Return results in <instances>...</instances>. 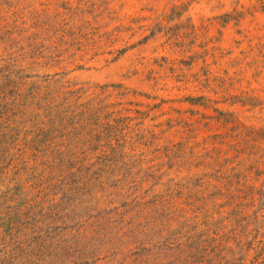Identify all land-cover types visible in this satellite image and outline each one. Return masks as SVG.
I'll use <instances>...</instances> for the list:
<instances>
[{
  "label": "rangeland",
  "instance_id": "obj_1",
  "mask_svg": "<svg viewBox=\"0 0 264 264\" xmlns=\"http://www.w3.org/2000/svg\"><path fill=\"white\" fill-rule=\"evenodd\" d=\"M260 251L264 0H0V264Z\"/></svg>",
  "mask_w": 264,
  "mask_h": 264
},
{
  "label": "trees",
  "instance_id": "obj_2",
  "mask_svg": "<svg viewBox=\"0 0 264 264\" xmlns=\"http://www.w3.org/2000/svg\"><path fill=\"white\" fill-rule=\"evenodd\" d=\"M261 253H264V251H260L259 256H261ZM258 261H260V258H258ZM261 264H264V261Z\"/></svg>",
  "mask_w": 264,
  "mask_h": 264
}]
</instances>
